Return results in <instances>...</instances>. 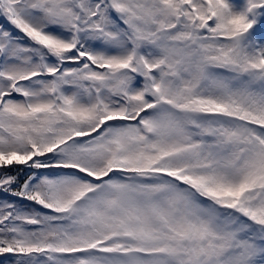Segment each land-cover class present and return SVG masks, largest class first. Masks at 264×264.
<instances>
[{
  "label": "snow or ice",
  "instance_id": "obj_1",
  "mask_svg": "<svg viewBox=\"0 0 264 264\" xmlns=\"http://www.w3.org/2000/svg\"><path fill=\"white\" fill-rule=\"evenodd\" d=\"M0 264H264V0H0Z\"/></svg>",
  "mask_w": 264,
  "mask_h": 264
}]
</instances>
